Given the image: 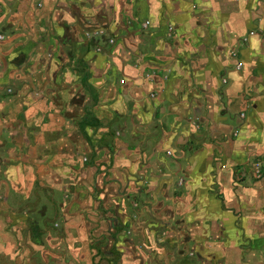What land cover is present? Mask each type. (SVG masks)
<instances>
[{"label": "crops", "instance_id": "1", "mask_svg": "<svg viewBox=\"0 0 264 264\" xmlns=\"http://www.w3.org/2000/svg\"><path fill=\"white\" fill-rule=\"evenodd\" d=\"M0 34V264H72L74 185L106 170L114 236L149 215L190 237L141 230L148 264L222 259L203 217L214 238L264 229V0H0ZM224 209L241 230L220 227Z\"/></svg>", "mask_w": 264, "mask_h": 264}, {"label": "rangeland", "instance_id": "2", "mask_svg": "<svg viewBox=\"0 0 264 264\" xmlns=\"http://www.w3.org/2000/svg\"><path fill=\"white\" fill-rule=\"evenodd\" d=\"M240 55L239 49L236 47L234 48V54L233 57L237 58ZM204 130V129H203ZM204 135L206 137L207 132L204 131ZM210 141V140H208ZM214 142V141H211ZM209 142V143H211ZM215 143H212V146H214ZM109 160L106 158V162ZM86 166H83L81 169H85ZM80 169V170H81ZM82 171V170H81ZM113 173L112 171H104L103 173V182L100 184V188L93 187V183L90 182L87 183L88 186H86L84 183H77L74 185L73 188V199H76L74 201V204L71 205V208L68 209L69 212H75L76 215L74 216V221L71 222L70 226H75L73 229V239L75 242L72 245V252H67L64 254V252L58 251L59 256H65L72 262V264H148L147 261L151 260L153 256L160 257V254L155 253L156 250L153 251L152 247L150 246V236H144L140 235L141 230H145L148 227L156 230V232L160 233V235L165 234L163 231L162 225H156V221H153V218L149 215L140 216L139 224L140 229L138 230V236H133L131 232L127 229V231H123L120 234L118 233L116 236L113 235L115 232L114 225L115 222L106 220L105 216L108 212H104L105 209H103V206L105 203L113 202L115 197L112 196V191L109 190V188H112V182L114 178L112 177ZM103 191L107 192V198L102 199L104 193ZM217 194L216 189L213 187L210 190L206 191L205 196L207 195L208 202L209 200H213L212 196ZM58 195V194H56ZM57 197V196H56ZM203 207L206 206V208L210 207V204L207 203L202 204ZM111 209L110 207H108ZM57 209L60 212L59 205L57 206ZM105 215H104V214ZM224 216L220 218L221 221L218 223L220 224V227L222 229H226L227 223L235 225L236 228H234L235 232L237 230H241V222H240V215L236 213L235 210H233V214L224 209L222 211ZM228 213V214H226ZM99 214L100 216H97ZM108 216H112L109 214ZM205 216V215H203ZM78 217L77 220H75ZM208 217V216H207ZM226 217L228 219H226ZM54 223L61 224V221L54 220L53 222H50L51 225ZM127 224V223H126ZM144 224H147L148 226H143ZM128 226V225H127ZM110 227V229L108 228ZM142 227V228H141ZM87 228L92 230V235L88 236L87 234ZM214 228L212 221H204L203 217V223H202V241L201 244H212V245H219L221 249H219L221 252H216L214 255H221V258H217L216 264H231V261H235V264H264L263 258H258L257 256H264V229H262L258 235L250 236V237H244L242 236H236V237H227L224 238L222 236L216 235L214 238L212 235H210V229ZM100 230H107V234H101ZM150 233L149 230H146V234ZM155 233V232H154ZM187 238V239H186ZM190 237L187 236L183 238L181 235H169V237H166L163 235V238H160L159 246L164 245L165 247L171 248V247H185L182 246L187 242V240ZM172 239V240H171ZM131 240V241H129ZM154 240V239H153ZM236 242V243H235ZM192 244V242L190 241ZM83 245L84 247L79 249V246ZM241 248V249H240ZM62 249V248H61ZM130 249L140 257V261L138 262H132L130 259L132 258V255L129 253ZM229 249H240V253H231L228 251ZM179 249H173V251H178ZM202 250L204 248L202 247ZM245 250H250L252 253V261L251 263L249 261V257L245 255ZM214 253V251L212 252ZM200 257L197 259L194 258V251L191 248L189 251L183 252L181 254V258L183 261H187L190 264H204L203 261L205 259H208L207 256L209 255L207 252L204 253H198ZM133 259V258H132ZM237 259H240V262L237 261ZM214 261V260H213ZM141 262V263H140ZM170 264H185L178 260H169ZM234 264V263H233Z\"/></svg>", "mask_w": 264, "mask_h": 264}, {"label": "flooded vegetation", "instance_id": "3", "mask_svg": "<svg viewBox=\"0 0 264 264\" xmlns=\"http://www.w3.org/2000/svg\"><path fill=\"white\" fill-rule=\"evenodd\" d=\"M245 252V255L247 256V257H249V261L251 262V263H253V261H252V253L253 252H251L250 250H245L244 251ZM211 256H214V253H211ZM198 257H200L199 256V254L197 253V252H194V258L195 259H197ZM258 258H263L264 259V256H257ZM264 262V261H263ZM189 263V262H188ZM203 263L204 264H214L212 261H210L209 259H205L204 261H203ZM186 264V263H185ZM190 264V263H189ZM254 264V263H253Z\"/></svg>", "mask_w": 264, "mask_h": 264}, {"label": "built area", "instance_id": "4", "mask_svg": "<svg viewBox=\"0 0 264 264\" xmlns=\"http://www.w3.org/2000/svg\"><path fill=\"white\" fill-rule=\"evenodd\" d=\"M2 40H3V35L0 34V41H2ZM236 67L239 68L240 64H237ZM120 84H123V80L120 81ZM253 168H254V174H255L256 178H260L263 175V169H262L261 165L259 163H255Z\"/></svg>", "mask_w": 264, "mask_h": 264}]
</instances>
